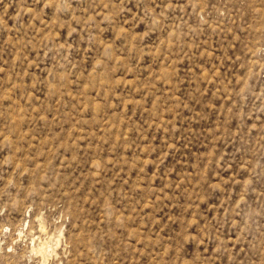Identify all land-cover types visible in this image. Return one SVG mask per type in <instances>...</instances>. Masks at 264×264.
<instances>
[{"label":"rangeland","instance_id":"obj_1","mask_svg":"<svg viewBox=\"0 0 264 264\" xmlns=\"http://www.w3.org/2000/svg\"><path fill=\"white\" fill-rule=\"evenodd\" d=\"M0 264H264V0H0Z\"/></svg>","mask_w":264,"mask_h":264}]
</instances>
